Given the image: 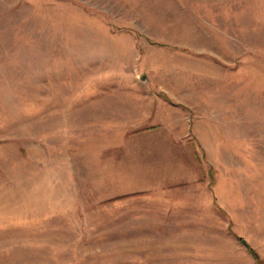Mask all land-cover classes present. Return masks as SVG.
<instances>
[{
    "label": "rangeland",
    "instance_id": "374dc122",
    "mask_svg": "<svg viewBox=\"0 0 264 264\" xmlns=\"http://www.w3.org/2000/svg\"><path fill=\"white\" fill-rule=\"evenodd\" d=\"M0 264H264V0H0Z\"/></svg>",
    "mask_w": 264,
    "mask_h": 264
},
{
    "label": "trees",
    "instance_id": "16d2710c",
    "mask_svg": "<svg viewBox=\"0 0 264 264\" xmlns=\"http://www.w3.org/2000/svg\"><path fill=\"white\" fill-rule=\"evenodd\" d=\"M247 247L250 248V249H252L254 251V249L250 245H248ZM255 254H257V253H255Z\"/></svg>",
    "mask_w": 264,
    "mask_h": 264
}]
</instances>
